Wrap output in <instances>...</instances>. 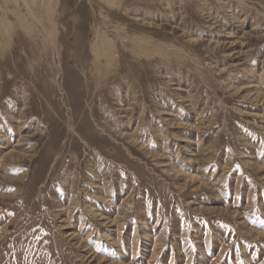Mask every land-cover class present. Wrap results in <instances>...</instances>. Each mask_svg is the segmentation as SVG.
Wrapping results in <instances>:
<instances>
[{
  "label": "rangeland",
  "instance_id": "374dc122",
  "mask_svg": "<svg viewBox=\"0 0 264 264\" xmlns=\"http://www.w3.org/2000/svg\"><path fill=\"white\" fill-rule=\"evenodd\" d=\"M115 2L0 0V264H264V0Z\"/></svg>",
  "mask_w": 264,
  "mask_h": 264
},
{
  "label": "bare ground",
  "instance_id": "6f19581e",
  "mask_svg": "<svg viewBox=\"0 0 264 264\" xmlns=\"http://www.w3.org/2000/svg\"><path fill=\"white\" fill-rule=\"evenodd\" d=\"M36 1L37 0H24L25 5H27L26 8H28L30 10L32 17H34V19H36L38 23H41L38 16L33 12L32 6L37 5ZM115 1L116 0H110V3H112L113 6H115L116 5ZM44 2H45V0H43V7H44L47 15L49 16V20H51L52 19V13H51L52 11L49 8V6H46V3H44ZM118 28H120V27H118ZM118 28H116L117 31H120V30L122 31V29H118ZM105 33L106 32H102V34H101V32L98 31L96 34V40L92 46V51L94 54L95 63L98 67V71L100 72L99 76L102 75L101 72H103L102 70L100 71V68H102V65H104L105 68H110L114 64L113 62L115 60H117L116 58L118 56L117 45H116L115 40L110 39L111 36H108L110 34L107 35ZM117 39L120 40L122 46H126L130 42L133 45V48L137 47L139 49L140 55H142L143 53L145 55L150 54V49H148V44L151 42L149 41V39L142 38V37L136 38V37L129 36L127 34L123 35V36L119 35ZM123 48L125 49V47H123ZM137 48H135V49H137ZM138 49H137V51H138ZM131 51L133 52L132 49H131ZM137 54H138V52H137Z\"/></svg>",
  "mask_w": 264,
  "mask_h": 264
}]
</instances>
